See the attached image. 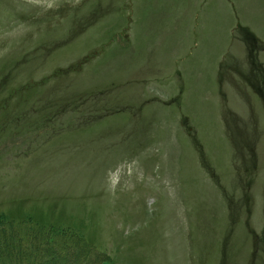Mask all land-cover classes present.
Instances as JSON below:
<instances>
[{
	"label": "rangeland",
	"instance_id": "374dc122",
	"mask_svg": "<svg viewBox=\"0 0 264 264\" xmlns=\"http://www.w3.org/2000/svg\"><path fill=\"white\" fill-rule=\"evenodd\" d=\"M1 119L53 255L264 264V0H0Z\"/></svg>",
	"mask_w": 264,
	"mask_h": 264
},
{
	"label": "trees",
	"instance_id": "16d2710c",
	"mask_svg": "<svg viewBox=\"0 0 264 264\" xmlns=\"http://www.w3.org/2000/svg\"><path fill=\"white\" fill-rule=\"evenodd\" d=\"M45 81L43 79L40 82L44 83ZM38 82L34 83V85L41 84ZM37 119L39 120L37 125L43 124L46 119V114H40ZM0 124L1 126L3 125L2 119L0 120ZM39 225L31 221L14 222L5 219V217H0V264H65V262H68V264H85L83 260H80V257L84 258V254L87 253L86 248L83 249V252L81 251V253L77 252L75 254L78 255V258L74 257L71 259L70 257L69 259L63 260L65 254L59 257L53 255L54 251L52 250L54 248L52 247L58 243L55 240L56 235L65 234V232ZM35 229L40 234L33 232ZM46 229L48 230L47 233H50L51 236L46 237ZM36 241H39V243ZM46 241L48 242L47 245ZM84 243L91 250L90 245L85 241ZM98 258L99 255L95 259L92 258V260L96 261ZM91 264L95 263L91 262Z\"/></svg>",
	"mask_w": 264,
	"mask_h": 264
}]
</instances>
